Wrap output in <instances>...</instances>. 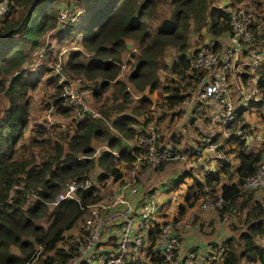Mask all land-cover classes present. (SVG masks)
<instances>
[{"label":"trees","instance_id":"trees-1","mask_svg":"<svg viewBox=\"0 0 264 264\" xmlns=\"http://www.w3.org/2000/svg\"><path fill=\"white\" fill-rule=\"evenodd\" d=\"M56 1H59L58 5L65 3L71 10H79V16L61 29L57 27L59 6L54 5ZM238 1L232 0L229 5ZM229 14L227 8L208 7L207 0L7 2L6 13L0 18V96L6 101L0 112V264H25L30 260L32 264H67L75 253L76 244L70 242V237L66 239L65 233L76 227L85 207L99 202L101 197L96 188L90 186L76 191L77 200H62L55 206L48 203L64 181L88 177L94 166L99 169L97 179L110 176L112 181L123 180L117 167L119 162L129 166L138 158L141 159L138 165L143 166V156L149 145L138 140L150 134L147 124L152 122L148 115L153 110L151 106L160 113L158 118H162L165 111L183 102L187 96L186 88L197 83L204 73L190 67V58L196 49L188 51L189 26L192 24L195 31L204 28L209 35L210 47L213 51H220L230 32ZM251 27L253 38H260L257 25ZM55 28L59 30L58 42L79 36L80 47L67 53L60 61V69L66 75L82 77L80 82L83 85L80 83L77 90L86 94V87H90L95 104H98L94 110L99 116L75 118L72 132L57 137L55 131L49 133L43 127H37L31 130L33 137L21 143L29 118V94L37 86L47 65L39 63L33 72L29 67L39 61L42 52L43 55L52 54L51 47L44 43V35L48 31L56 32ZM168 48L174 50L176 56L166 65L160 58ZM126 49H129L130 61L125 66L130 72L123 81L118 75L121 56ZM162 70L168 71L173 78L163 83L159 74ZM246 71L244 69L241 75L242 83L247 81ZM256 72L258 100L234 111L227 126L230 132L236 127L247 134L256 132L245 116L247 113L255 115L260 107L264 109V56ZM48 78L55 87L51 105L62 114L69 113L71 109L67 103L61 104L59 86L50 71ZM84 80L92 86L85 84ZM108 90L111 98L109 94L103 97ZM152 92H156L158 101L148 97L147 94ZM109 99L112 102L108 103ZM209 108L216 113L219 104L214 102ZM263 109L257 117L262 127ZM94 142H103L105 149L94 152ZM256 144L262 146L261 150L252 152L248 147L250 144L243 138L229 135L224 146L225 153L237 160L233 173L229 172V164L224 162L216 173L205 175L201 180L194 178L189 171L185 175L192 180L183 195L187 208L201 196L214 197L218 191L223 201L217 209L218 214L232 218L231 231L241 229L236 237H228L220 243L223 250L217 264H264V245L256 241L264 235V196L239 189L242 180L255 172L262 158L264 143ZM174 148L158 150L180 154ZM233 174L235 181H231ZM221 175L226 176L227 182H221ZM134 179L137 183L138 180ZM177 183L178 179H175L167 185L175 187ZM153 191L151 188L148 193ZM184 212L185 207L180 204L172 221H177ZM43 218L46 226L35 222ZM162 223L155 222L147 231V260L159 261L151 251ZM37 247H40L38 251Z\"/></svg>","mask_w":264,"mask_h":264},{"label":"built area","instance_id":"built-area-1","mask_svg":"<svg viewBox=\"0 0 264 264\" xmlns=\"http://www.w3.org/2000/svg\"><path fill=\"white\" fill-rule=\"evenodd\" d=\"M8 1L0 0V18L6 13ZM228 11L230 13V32L227 42L221 46L220 51H213L208 43L207 46L197 48L190 58V67L204 72L196 83L193 95H191L195 103V110L200 105L217 102L219 109L215 113V118L223 131L228 130L227 126L232 121L233 113L236 110L230 99L227 82L229 61L240 57L243 50L249 55L245 56V58L249 57L248 60L241 64L248 67L250 79L247 80L252 88L250 91L242 88L240 76L242 73L238 76L236 86L237 90L240 89L239 99L242 106H245L258 100V91L255 86L258 78L256 68L263 57L259 51H254L250 46L253 39L251 25L255 18L253 13L241 5ZM78 16L79 10L77 9L71 10L67 6L59 7L56 17L57 27L69 25ZM60 55L61 52H58L56 60L51 66V76L55 77V82L59 86V97L75 112L77 120L84 116L98 117V112L83 103L85 92L77 90L79 79L70 78L60 69ZM233 135L243 138L245 142L250 139V135L239 127L234 129ZM255 139L264 143V126L263 133ZM153 140V134L138 140L141 144L149 145L147 154L143 156L147 160V167L153 168L160 160L182 158L173 152L157 153L152 147ZM204 145L205 147L201 149L202 153L198 148L195 149L189 167L190 170L197 171L198 179L216 173L218 166L224 162L228 163L229 160L225 150L217 143H212L209 137L205 140ZM140 161L141 159L137 158L134 164L138 165ZM90 186H93V182L88 177L81 180H68L48 204L55 206L62 200H77L76 191L85 190ZM239 189L244 192L253 191L264 196V155H262L255 172L242 180ZM129 196L140 198L132 202ZM222 202L219 194H216V196L207 197L205 201H202L199 208L201 211L220 209ZM162 208H164V202L159 201L154 193L141 192L134 178L118 185L105 196L103 201L85 207L86 211L80 227L70 239L76 245L75 253L67 264H171L174 260L182 262V264H196L198 258L202 259L205 264H210L220 258L223 250L222 245H209L207 251L201 254L196 251H186L184 254H180L178 251L179 237L175 232V234H171L174 225L179 222L168 220L159 225V234L153 244L154 250L151 251V255L159 257V261L151 259L148 262L145 258V248L148 245L147 231L153 226V221ZM188 226L187 224L186 227ZM260 240H264V235L260 237ZM39 249L40 247H37L36 251ZM25 264H31V260Z\"/></svg>","mask_w":264,"mask_h":264},{"label":"rangeland","instance_id":"rangeland-1","mask_svg":"<svg viewBox=\"0 0 264 264\" xmlns=\"http://www.w3.org/2000/svg\"><path fill=\"white\" fill-rule=\"evenodd\" d=\"M56 2L54 3V5L59 3ZM207 2L208 7L212 6L222 9L227 8V10H229L241 5L244 9L251 11L255 17L254 21H252V25H257L256 32L258 35H260V38H253L250 46L252 47V49H254V51H259L262 56H264V0H240L238 2H233L232 6L229 5V2H232V0H207ZM164 13L165 11L163 12V14ZM199 34L201 35V37L198 36ZM58 35L59 30L53 33L48 31L44 35V43L51 47L52 54L43 55L42 52L38 57L39 61H35L34 64L29 67V70L33 72L36 70L37 65L39 63H44L45 65H47L46 68L43 69L42 73L40 74L37 86L29 94V118L28 123L24 128V137L23 140H21V143H24L27 138L33 137L31 130H34L37 127H43L44 129L48 130L49 133H53V131H55L56 135L54 136L56 137L58 136V134L62 133L64 135L66 133L70 134L73 130L76 121L74 115L75 112L71 110L67 114H62L57 111L55 106L51 105L52 98L55 97V87L53 83L49 81L50 78L48 77L49 71L52 72L51 66L53 62H55V57H57L58 52H63L60 56V61H62L66 58L67 53L69 51H72V49H75V47H80L79 36H76L74 39H64L58 42ZM209 42V35L207 34L204 28L195 31V29L192 27V24L191 26H189L187 32V43L189 52L201 47L204 43ZM128 53L129 49H126L121 56V65L118 77L123 81H126L127 75L130 72L128 66H125L126 62L130 61V55H128ZM175 56L176 52H174V50H172L171 48H168V50H166L165 54H163L160 60L165 64L167 63L166 65H169L173 61ZM245 56L249 55H247L246 51L243 50L242 55L240 57H237L235 60L231 59L229 61V68L227 70L228 88H232L235 85L237 86V80L239 79L238 76L241 73H244V69H246V66L241 63L239 64L237 60L242 59ZM246 58L247 59H244L245 61H247L249 57ZM123 67H125L124 70H122ZM159 74L163 83H165L168 79L173 78V76L166 70L160 71ZM67 76L72 79L78 78L79 81L80 78L82 79V77H78L72 74H67ZM84 81L85 84H91L90 86H92V83H89V81ZM80 83L81 82H79V85ZM82 85L83 83H81V86ZM192 85L193 84H191V86ZM191 86L186 88V97H188L189 99L191 98V95H193L196 83L192 87ZM251 87L252 85L249 83V80L245 81V83H242V88L247 91H250ZM86 88L88 89L86 91L85 96L83 97V103L91 109L96 110L98 104H95L94 98L92 97L91 91L89 89L90 87ZM107 95L108 97H110L109 90L103 93V97ZM147 95L151 100L158 101V95L156 94V92H152L151 94ZM58 96H60V93ZM231 96L232 98H234L235 101H237L240 97V89L231 91ZM134 97H132L133 100H135ZM101 100L102 98L100 99V101ZM110 102H112L111 99H109L108 103ZM62 103L63 101L61 102V104ZM5 105V99L0 96V112L5 107ZM151 109L153 110L148 112V115L152 117V122H149L147 124V131L148 129H150L149 133L150 135L153 134L154 137V140L152 141L153 150L161 154L163 152L159 151V148L171 149L175 147L174 149H177L180 152V154L178 155L182 156V158L160 160L155 164L153 168H149L146 166L147 160L145 159L144 161H142V167H140V165H135L133 162L129 166L123 164L122 162H119L117 164V167L122 172V183L132 178H136L143 188L151 187L160 189V191L165 194V197L169 198L168 204L164 203V207H168L166 208L168 209V214L167 216H165V218H170L174 216V213L171 211V207L175 208L177 204H181L183 207H185V209H187L185 215L177 219V221H173L175 223L179 222L178 224L174 225L173 231L181 237L183 232H186L188 229H195L196 232H199L201 236H203L201 238L202 243H197L199 245L198 248H201L204 245V241L208 242L211 240L209 236L215 235L217 227H222L225 230L224 236L236 237L237 233L241 229H238L237 231H231L230 227L232 218L229 215L224 214L226 216V220H223L217 212L218 208L210 209L209 211L200 210L199 203L205 201L207 197H210L208 194L198 198L194 202L193 206L189 208H187L185 202L183 201V195L187 190V186L192 184L191 177H185L186 172L189 171L194 178L198 179L197 171L189 170L193 151L198 148L199 152L202 153L203 151H201V149L205 147L204 143L205 140L208 139V137H211L212 143L218 144V142L222 140L223 134L220 135L221 133H218L220 131V123L216 120L215 113L211 111L209 105L207 104L200 105L195 110V106L191 104L188 100L186 102H181L170 110L165 111L163 114L164 116L162 118H158V115L160 113H158V111L154 109L153 106H151ZM260 109L263 108H259V112H262ZM259 112H256L258 114L255 113V115L247 113V119L253 120L255 117L259 116ZM205 119H207V121ZM259 127L260 126H258V128ZM229 132V130H226L223 133L227 134ZM248 134L251 136L250 133ZM212 137H214L215 140ZM36 138H38V136ZM93 144L95 150L94 152L96 153L100 150L105 149V145L103 142H94ZM261 147H255L253 149H250V151H259L261 150ZM189 151L192 152L191 155L189 154ZM165 152L170 153V151ZM262 154L264 155V150ZM98 173V167L94 166L90 170L88 178L94 183V180L97 178L96 176ZM175 179H178V183L175 187H170L169 185H167L170 180ZM222 181L227 182L224 177H222ZM65 182H67V180L64 181V183ZM113 183L114 181H112L110 176L101 178L99 180L96 189L99 197H101V200L110 191L115 189L118 184H120L118 183L114 187H111ZM255 198L258 197L255 196ZM30 199H33V197H30ZM81 221L82 219L78 222L76 227H73L72 230H69L65 233L66 239H68L67 237H70L71 239V236H74L77 233ZM35 222L43 226H46L47 224L45 218L38 219ZM187 224L189 225V227H186ZM256 241L258 244L264 245V240L261 241L259 238L256 239ZM219 259L214 263L217 264Z\"/></svg>","mask_w":264,"mask_h":264},{"label":"crops","instance_id":"crops-1","mask_svg":"<svg viewBox=\"0 0 264 264\" xmlns=\"http://www.w3.org/2000/svg\"><path fill=\"white\" fill-rule=\"evenodd\" d=\"M57 2H59V1H57ZM56 2V3H57ZM58 5V4H57ZM66 4L65 3H60V5H58L59 7H61V6H65ZM59 29H61L62 27H58ZM56 29V28H55ZM50 32H52L53 33V30L52 31H50ZM61 52V51H60ZM244 59H246L245 57H243L242 59H240V60H237V62H239V64L241 63V62H243V61H245ZM244 65V64H243ZM244 66H246L245 68L247 69V71H246V79H250L249 77H250V74H249V71H248V67H247V65H244ZM243 74V73H242ZM241 74V75H242ZM240 75V76H241ZM256 86V85H255ZM252 88V87H251ZM230 89H232V91H235L236 89H237V87H236V85L235 86H233L232 88H229V95H230V99H231V102L233 103V106L236 108V109H239V108H241V107H244V106H242V102H241V100L239 99V100H237V101H235L234 100V98H232V96H231V93H230ZM251 90V89H250ZM257 91H258V97H259V90L257 89ZM189 101L191 104H193L194 102H193V99L192 98H188V97H186L184 100H183V102H186V101ZM207 105H209V106H211L212 105V103H209V104H207ZM251 115H254V114H251ZM245 119H246V121L249 123V125H250V127L254 130V131H256L255 133H253V134H251V136H250V139H247V143L248 144H250L248 147L250 148V149H253V148H255V147H257L258 146V144H256V142H259V143H262V142H260V141H258V140H256L255 139V137H257V136H259L261 133H263V127H262V125L259 123V119L257 118V117H255L253 120H248L247 119V116H245ZM220 126V125H219ZM258 126H260L259 128H258ZM218 130V129H217ZM224 131L221 129V126H220V131L218 132V133H221L220 135H222L223 134V137H222V140H220L219 142H218V144L220 145V147H222L224 150H225V146H224V142H225V139L228 137V133L226 134V133H223ZM216 135V134H215ZM219 135V136H220ZM227 157H228V164H229V172H231V173H233L234 171H233V169L236 167V165H237V160L236 159H234L233 158V156L232 155H228L227 154ZM191 162V161H190ZM189 170H190V168H189ZM222 177H224L225 178V180H227V178H226V176H222L221 175V182H224V181H222ZM99 180L100 179H95L94 180V183H93V186L95 187V188H97V185H98V182H99ZM198 180H201V179H198ZM236 180V176L233 174L232 175V179H231V181H235ZM122 181H114V183L112 184V186L111 187H114L116 184H118V183H120V184H118V185H121V184H123V183H121ZM137 185H139V188L141 189V192H149V190L151 189V187H147V188H143L142 187V185L139 183V182H137L136 183ZM117 185V186H118ZM116 186V187H117ZM120 187V186H119ZM118 187V188H119ZM97 190V189H96ZM153 193L156 195V197H157V199L159 200V201H161V202H164V203H167L168 204V202H169V198H166L165 197V194H163L162 193V191H160V189H156V188H154V191H153ZM125 194H126V196L128 195V192H127V190L125 191ZM216 194H218V191L216 192ZM130 197V199H132V202H135V201H137V200H139V198L140 197H137V196H129ZM105 199V197H103V199L102 200H100V201H103ZM167 200V201H166ZM200 204H201V202L199 203V207H200ZM179 205L180 204H177L176 205V207L175 208H173V207H171V211L174 213V216L176 215V213H177V209H178V207H179ZM166 208H168V207H164V208H162L161 210H160V213H158L157 214V217L155 218V221H153V223H155V222H159V223H162V221H168V220H172V218H174V216H172V217H170V218H165V216H167V210L168 209H166ZM187 212V209H185V212H184V214L182 215V217L185 215V213ZM220 217H222V219L223 220H226V216L224 215V216H220ZM189 227V226H188ZM171 234H175L174 233V231H171ZM224 234H225V230L222 228V227H217V230H216V233H215V235H213V236H209L210 238H211V240L210 241H204V245L201 247V248H198L199 247V245L197 244V243H202L201 242V238L203 237V236H201V234L199 233V232H196V230L195 229H188L186 232H183V234H182V236L180 237V236H178L179 237V246H178V251L180 252V254H184L186 251H196L197 253H199V254H201V253H205L206 251H207V247L209 246V245H220V243L223 241V240H225L226 238H228L227 236H224ZM112 236V235H111ZM202 255H204V254H202ZM150 260H148V262H149ZM173 264H182V262H178V261H176V260H174L173 262H172ZM196 264H205L204 263V261L202 260V259H200V258H198V261L196 262ZM252 264H259V263H252Z\"/></svg>","mask_w":264,"mask_h":264},{"label":"clouds","instance_id":"clouds-1","mask_svg":"<svg viewBox=\"0 0 264 264\" xmlns=\"http://www.w3.org/2000/svg\"><path fill=\"white\" fill-rule=\"evenodd\" d=\"M262 58H263V57H262ZM260 61H261V60H260ZM260 61H259V63H260ZM258 65H259V64H258ZM229 135H233V132H229V133H228V136H229ZM233 136H234V135H233Z\"/></svg>","mask_w":264,"mask_h":264}]
</instances>
